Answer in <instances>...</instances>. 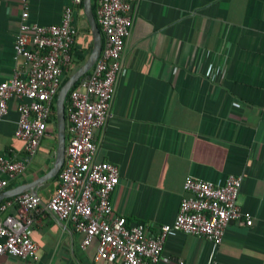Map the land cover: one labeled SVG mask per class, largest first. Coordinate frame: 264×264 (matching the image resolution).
<instances>
[{
  "label": "crops",
  "instance_id": "0c3cea01",
  "mask_svg": "<svg viewBox=\"0 0 264 264\" xmlns=\"http://www.w3.org/2000/svg\"><path fill=\"white\" fill-rule=\"evenodd\" d=\"M67 3L0 0V80L26 73L13 53L22 12L29 23H58ZM74 14L72 59L92 45L82 9ZM130 14L109 114L94 130L95 159L119 169L114 212L156 232L175 218L186 176L221 184L228 174L242 175L237 202L252 225L230 222L214 250L203 238L170 231L163 256L171 264H208L211 256L219 264H264V0H133ZM17 104L9 99L0 119V153L22 160ZM55 153L56 120L5 189L45 174ZM59 171L35 187L42 204L28 212L36 257L2 254L0 264H113L96 259V240L82 246L83 234L49 212ZM14 198L0 217L18 214Z\"/></svg>",
  "mask_w": 264,
  "mask_h": 264
},
{
  "label": "built area",
  "instance_id": "2783aa9c",
  "mask_svg": "<svg viewBox=\"0 0 264 264\" xmlns=\"http://www.w3.org/2000/svg\"><path fill=\"white\" fill-rule=\"evenodd\" d=\"M133 0H98L96 22L103 34L101 53L90 69L68 92L64 106L66 119L64 163L58 186L48 201V209L72 230L83 234L82 246L96 240V259L113 264H157L172 259L163 256L170 231L195 235L210 242L214 250L232 221L252 225L249 211L241 209L237 198L242 175L228 174L221 184L188 175L175 218L155 232L142 222L127 223L113 210L111 195L119 182L117 165L95 159L94 130L107 119L121 72L125 39L132 26ZM82 0H68L58 23L40 25L21 22L13 41L15 58H22L25 75L15 73L0 80V119L8 112L9 99L18 101L15 135L23 141L25 157L12 159L0 153V192L9 180L21 174L46 134L52 106L60 88L62 70L72 61L77 30L75 8ZM18 214L0 217V255L23 260L36 257L37 244L31 238L33 218L28 214L39 199L28 191L15 198ZM13 199L0 204L4 211ZM208 264H219L213 256Z\"/></svg>",
  "mask_w": 264,
  "mask_h": 264
},
{
  "label": "water",
  "instance_id": "95a60500",
  "mask_svg": "<svg viewBox=\"0 0 264 264\" xmlns=\"http://www.w3.org/2000/svg\"><path fill=\"white\" fill-rule=\"evenodd\" d=\"M82 11H83V18L86 20L88 24V30L92 37V45L89 53L86 56L85 61L72 74H70V76L66 79V81L60 86L56 95L55 105H54L55 120H56V153H55L54 163L45 174L34 179V181L28 184L18 185L1 191L0 201L4 198H9L19 195L24 191H29L31 194L38 197L35 191V187L38 184L53 177L61 169L64 163L65 99L69 90L75 85V83L92 68V66L98 59L103 46L102 34L97 25L95 15L92 10L91 0H82ZM38 199H39V203L42 204L41 199L39 197ZM49 212L54 215V213H52L50 210Z\"/></svg>",
  "mask_w": 264,
  "mask_h": 264
},
{
  "label": "trees",
  "instance_id": "16d2710c",
  "mask_svg": "<svg viewBox=\"0 0 264 264\" xmlns=\"http://www.w3.org/2000/svg\"><path fill=\"white\" fill-rule=\"evenodd\" d=\"M91 5H92L93 13L96 17V12H95L96 11V0H91ZM79 8L82 9V2L79 5ZM101 34H102V32H101ZM102 40H103V38H102ZM74 48L75 47L73 46L71 52L73 51ZM86 56H87V53L84 55H82V54L78 55V58L72 59V61L69 65H65L63 67L62 76H61V80H60V86L66 81V79L70 76V74H72L78 67H80L82 65V63L86 59ZM77 85H78V81L75 83L74 87H76ZM55 99H56V97H55ZM67 101H68V94H67L66 99H65V105L67 104ZM54 105H55V101H54V104L52 106L50 121H53L55 123V106ZM12 198H14V197L5 198L4 200H8V199H12Z\"/></svg>",
  "mask_w": 264,
  "mask_h": 264
}]
</instances>
